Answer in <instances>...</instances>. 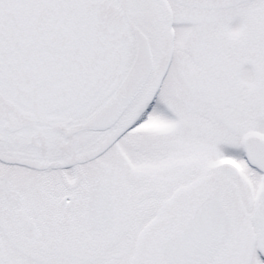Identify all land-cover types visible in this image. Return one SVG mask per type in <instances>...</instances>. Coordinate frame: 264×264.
Listing matches in <instances>:
<instances>
[{
  "label": "snow or ice",
  "instance_id": "obj_1",
  "mask_svg": "<svg viewBox=\"0 0 264 264\" xmlns=\"http://www.w3.org/2000/svg\"><path fill=\"white\" fill-rule=\"evenodd\" d=\"M0 264H264V0H0Z\"/></svg>",
  "mask_w": 264,
  "mask_h": 264
}]
</instances>
